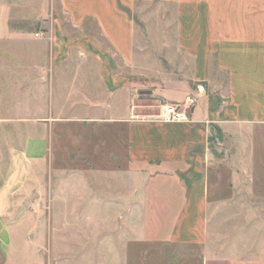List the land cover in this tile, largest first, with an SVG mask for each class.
Returning <instances> with one entry per match:
<instances>
[{
	"label": "crops",
	"instance_id": "0c3cea01",
	"mask_svg": "<svg viewBox=\"0 0 264 264\" xmlns=\"http://www.w3.org/2000/svg\"><path fill=\"white\" fill-rule=\"evenodd\" d=\"M43 3L27 11L0 0V128L19 133L0 176L2 263L264 264V220L239 221L246 206L264 204V0ZM141 92L151 93L142 99L154 104L148 109L180 105L190 121L133 119ZM58 123L124 126L130 170L91 173L108 176L107 204L78 173L77 188L61 193L64 215L42 220L55 207L38 187V166L52 158ZM104 148L96 153L115 162L116 151ZM226 177L248 182V191L234 188L226 199ZM118 179L126 181L119 205ZM154 179L172 181L151 191L170 201L147 198ZM26 197L35 215L27 231L13 229L9 218ZM151 207L171 212L169 223L150 229ZM118 211L132 216L117 223Z\"/></svg>",
	"mask_w": 264,
	"mask_h": 264
},
{
	"label": "rangeland",
	"instance_id": "374dc122",
	"mask_svg": "<svg viewBox=\"0 0 264 264\" xmlns=\"http://www.w3.org/2000/svg\"><path fill=\"white\" fill-rule=\"evenodd\" d=\"M13 4L18 9L27 10L29 11V7H36V9H39V7H42L44 4L43 2L46 0H11ZM40 26V25H39ZM39 27L36 25H31L32 30H36ZM142 99H146V96H139L135 97L133 101V119H139V118H149L150 120L156 121L157 123H164V124H181V123H165L158 121L156 118V115L159 113L160 108L158 107L153 109H148L147 107L154 104H149V102H145ZM141 106L142 109L140 108ZM155 109V110H154ZM187 111V110H186ZM156 113V114H155ZM188 115L189 110L187 111ZM188 123V122H186ZM67 124H56L53 131V152H52V158L49 159V162L47 165L38 166V169L40 172L45 173V176L43 179H41L39 182L41 188H46L50 191V199L51 201H46V204L49 203L53 205V211L50 212L48 209L43 213L42 220H45L48 216L47 215H54L53 219H60L64 215V213L61 212V209L58 208L60 205L65 203V199L68 198L66 195H62V192H67L70 189L75 190L80 184V180L77 179L78 173H85L86 176L91 178L92 172L99 173L97 176L99 177L100 174H105L109 172H124L129 171L130 167L125 159L126 154V147H125V134L126 130L124 126H115V127H99L94 125H82V124H73L68 125ZM19 133L13 132L12 130H2L0 128V176L7 177L8 172L10 171L12 167V161H11V151L14 149V139H18L16 135ZM22 138H27L29 133L21 132ZM37 138L38 137H44V132L36 133ZM99 146L104 147H110L116 151V161L111 163L108 161V155L102 153L99 155L96 153V150ZM23 149V147H21ZM105 149V148H104ZM15 150H19L17 147ZM67 150L71 151V155L67 154ZM106 150V149H105ZM102 152H105L102 150ZM86 156V158H84ZM107 158V159H106ZM133 171L137 170L132 168ZM2 173V174H1ZM226 177L223 181L222 187L226 190V199L232 200L235 198V196H232V192L234 188L240 189L242 191H248V182L243 181H232L227 179ZM108 176H104V179L101 178H91L86 179L85 183H88V186L90 188L95 187L99 191H101L102 194L101 198L106 200L105 204L109 203L110 196L108 195V191H110L111 187H108ZM237 182V183H236ZM4 183V180L0 181V187ZM126 181L124 180H117V203L119 205L120 202H122V199H124L123 193L126 186ZM132 188L140 187V183L137 180H133V184L131 185ZM242 186H246V189ZM128 187V186H127ZM122 188V189H121ZM162 188H174V185L172 181H165L163 179H154L151 181L150 184L147 185V198L153 199L158 198L160 200H166L169 199L170 201L171 197H155L152 195V190L154 189H162ZM231 189V192L229 190ZM47 199L49 197H46ZM240 199L247 200V203H251L253 201L252 197H243L240 196ZM35 200V199H34ZM31 201L28 197H26V200L22 201L23 206L21 207L20 211H14L12 213L13 218H9V224L15 229V227L18 228V226H24L23 229L27 228L29 226V220L31 216L35 215V212L33 211V208L31 206ZM33 202V201H32ZM34 203V202H33ZM165 204L172 206L173 204L171 202H165ZM254 205V206H253ZM251 207L246 206L248 211H244V213L239 212V214L242 213V217L240 215L239 221L241 222V218L245 221H248L251 219H262L264 220V204H260V206H257L256 203H254ZM119 207V206H118ZM253 207L256 209L253 210ZM48 208V207H47ZM55 209L58 211L54 212ZM159 208H149L147 211V219L151 223L150 229L153 227V222L157 220L156 223L161 222H168L171 215V212L169 211H158ZM123 212H117L116 213V220L117 223H122L124 220L130 219L132 216V213L128 214L126 213L125 217H120ZM244 214V215H243ZM74 215V214H73ZM47 216V217H46ZM236 216H232V218H235ZM231 218V217H230ZM75 219V218H74ZM159 220V221H158ZM240 222L237 224L240 225ZM162 223L163 225H165ZM236 225L235 221L230 224V233L232 231H236L235 227H232ZM232 227V228H231ZM149 229V230H150ZM250 228L246 227L244 230H249ZM252 229V228H251ZM251 231V230H249ZM237 235H234L236 237ZM57 241V239H56ZM54 247H61L59 244H53ZM64 247V246H63ZM219 254V253H218ZM3 260L0 256V264Z\"/></svg>",
	"mask_w": 264,
	"mask_h": 264
},
{
	"label": "built area",
	"instance_id": "2783aa9c",
	"mask_svg": "<svg viewBox=\"0 0 264 264\" xmlns=\"http://www.w3.org/2000/svg\"><path fill=\"white\" fill-rule=\"evenodd\" d=\"M36 36L39 37V34ZM156 118L158 121L165 123H186L190 121L187 111L182 106L175 104L161 107Z\"/></svg>",
	"mask_w": 264,
	"mask_h": 264
},
{
	"label": "water",
	"instance_id": "95a60500",
	"mask_svg": "<svg viewBox=\"0 0 264 264\" xmlns=\"http://www.w3.org/2000/svg\"><path fill=\"white\" fill-rule=\"evenodd\" d=\"M151 93L150 92H141L140 95L141 96H147V95H150Z\"/></svg>",
	"mask_w": 264,
	"mask_h": 264
}]
</instances>
